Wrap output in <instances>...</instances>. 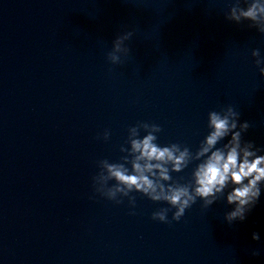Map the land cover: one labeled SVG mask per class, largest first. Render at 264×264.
Returning a JSON list of instances; mask_svg holds the SVG:
<instances>
[{
	"label": "water",
	"instance_id": "1",
	"mask_svg": "<svg viewBox=\"0 0 264 264\" xmlns=\"http://www.w3.org/2000/svg\"><path fill=\"white\" fill-rule=\"evenodd\" d=\"M232 2L0 0V264H264V185L232 224L223 198L198 199L171 224L151 219L168 205L140 193L135 215L127 198L90 199L97 162H120L139 121L161 126L160 145L194 152L209 111L231 105L264 155V77L251 55L264 56V35L225 18ZM129 31L131 53L111 64ZM196 163L173 179L188 182Z\"/></svg>",
	"mask_w": 264,
	"mask_h": 264
},
{
	"label": "clouds",
	"instance_id": "2",
	"mask_svg": "<svg viewBox=\"0 0 264 264\" xmlns=\"http://www.w3.org/2000/svg\"><path fill=\"white\" fill-rule=\"evenodd\" d=\"M225 18L237 24L249 21V28L264 35V0H233ZM132 37L131 31L116 36L107 53L111 64H121L122 57L131 53L125 42ZM251 55L264 77V56L259 49H253ZM239 117L240 113L231 105L220 111H209L208 134L194 152L181 143L160 145L158 134L162 131L161 126L137 122L128 128L125 141L128 147L120 146V152L125 153L120 162L108 159L97 162L99 171L92 177L93 196L90 199L98 194L119 205L127 198L133 209L129 214L135 215L136 196L132 193H140L153 202L167 204L168 207L154 211L151 219L171 224L172 221L179 222L198 199L203 201L204 208H209L223 198L228 205L234 206L225 214V221L228 224L243 222L261 196L264 155L258 154L261 149L256 148L252 141L242 139L243 133L252 125L248 121L240 123ZM142 131L145 133L143 136ZM110 137V130L105 129L97 139L107 142ZM228 137L230 139L226 143H221ZM193 162L198 163L192 169L188 182L180 183L173 179L172 173L184 171ZM169 212H172L171 220ZM252 239L258 241L259 234L253 233ZM251 254L258 256L260 253L253 250Z\"/></svg>",
	"mask_w": 264,
	"mask_h": 264
}]
</instances>
